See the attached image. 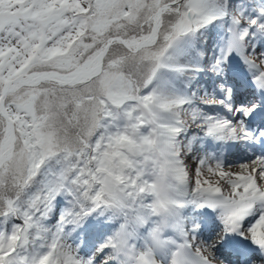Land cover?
I'll return each mask as SVG.
<instances>
[{"label":"snow or ice","instance_id":"6c2138e0","mask_svg":"<svg viewBox=\"0 0 264 264\" xmlns=\"http://www.w3.org/2000/svg\"><path fill=\"white\" fill-rule=\"evenodd\" d=\"M0 264H264V0H0Z\"/></svg>","mask_w":264,"mask_h":264},{"label":"rangeland","instance_id":"374dc122","mask_svg":"<svg viewBox=\"0 0 264 264\" xmlns=\"http://www.w3.org/2000/svg\"><path fill=\"white\" fill-rule=\"evenodd\" d=\"M239 166H240V165H239ZM225 170H226V171H228V170L232 171L231 168H228L227 166L225 167ZM232 172H233V171H232ZM208 178H210V179H212V180L217 179V177H215V176H209Z\"/></svg>","mask_w":264,"mask_h":264},{"label":"bare ground","instance_id":"6f19581e","mask_svg":"<svg viewBox=\"0 0 264 264\" xmlns=\"http://www.w3.org/2000/svg\"><path fill=\"white\" fill-rule=\"evenodd\" d=\"M239 166L237 164L232 165V170L235 172H239L238 170Z\"/></svg>","mask_w":264,"mask_h":264}]
</instances>
